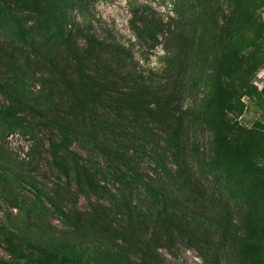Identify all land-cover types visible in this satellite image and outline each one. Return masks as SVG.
Here are the masks:
<instances>
[{"label":"rangeland","instance_id":"rangeland-1","mask_svg":"<svg viewBox=\"0 0 264 264\" xmlns=\"http://www.w3.org/2000/svg\"><path fill=\"white\" fill-rule=\"evenodd\" d=\"M65 1L67 27L81 29H75L78 40L88 30L124 43L142 75L131 85L150 87L142 109L170 115V128L160 122L140 128L130 114L124 120L129 128H113L134 160L120 176L102 166L96 147L102 134L111 137L110 128H77L65 144L90 171L108 172L95 176L115 194L135 169L148 179L164 177L155 162L159 147L154 151L142 134L153 131L163 145L166 131H173L177 144L164 156L167 164L189 177L196 196L219 201L233 222H215L204 207L199 214L207 217L196 220L205 235L166 242L164 264H264V0ZM37 2L50 0H0V264H40L51 250L62 257L69 244L82 245L62 234L74 235L70 220L97 217L96 226H115L110 195L81 187L65 173L69 162L53 155L52 147H61L57 128L29 108L46 114V91L40 90L50 77L36 48L51 30V16L38 11ZM143 18L159 27L138 32L134 26L143 27ZM128 187L133 205L152 208L139 182L130 179Z\"/></svg>","mask_w":264,"mask_h":264},{"label":"trees","instance_id":"trees-1","mask_svg":"<svg viewBox=\"0 0 264 264\" xmlns=\"http://www.w3.org/2000/svg\"><path fill=\"white\" fill-rule=\"evenodd\" d=\"M66 7L65 0H50L44 4L37 2V10L51 16V30H47L36 48L38 62L48 68L50 77L46 88L40 90L46 91L42 102L46 114L32 105L29 108L46 117L57 128L61 147L53 146V155L63 163L69 162L64 163L65 173L70 175L72 172L81 187L110 195L109 201L116 208L115 226L110 227L106 222L96 226L97 217L70 220V225L75 228L74 235L68 231L62 234L70 236L71 240L81 239L82 245L69 244L68 250L62 251V257L51 250L47 260L40 264H164L160 248H168L166 242L175 239L193 242L205 235L196 220L201 209L205 207L213 211L215 222L219 218L233 222V217L226 209L220 208L215 198L202 194L196 196L189 177L181 169L175 170L167 164L164 156L171 153L172 147L177 144L173 131H166L163 145L155 142L153 131L142 134L154 151L159 147L155 162L164 171V177L148 179L139 169H135L129 177L124 176L119 181L115 194L101 186V180L95 176V173H100L105 177L108 172L100 168L97 172L90 171L87 164L81 161L82 156L65 144L70 136L77 134V128H110L112 138H105L106 134H102L104 137L101 140L96 139V147L104 161L102 166L114 168L113 173L120 176L123 168L130 170L134 160L130 147L121 136L116 135L113 128H129L124 125L128 114L133 116L140 128H152L151 124L158 122L170 128V115L150 108L142 109L150 103L145 100L150 94V87L145 84L131 85L137 83L142 75L138 74V65L134 63L127 46L113 35L103 38L88 30L83 32V42H80L77 31L81 29L74 24H71V28L67 27ZM140 22L143 27L134 26L138 32L154 31L159 27L158 24L151 25L146 18ZM120 82L125 84L120 85ZM210 123L217 124L214 120ZM128 135L132 139L135 133ZM222 144L223 138H220L219 145ZM130 179L140 183L144 193L153 201L152 208L146 210L130 202ZM172 184H177V189H173ZM67 217L70 219V215L67 214ZM217 224L218 229H229ZM82 230L89 231V236H79Z\"/></svg>","mask_w":264,"mask_h":264}]
</instances>
